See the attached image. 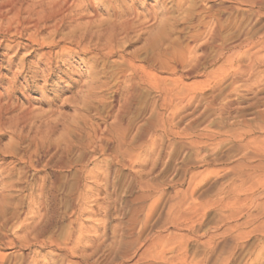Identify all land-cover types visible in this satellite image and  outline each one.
Wrapping results in <instances>:
<instances>
[{
    "label": "rangeland",
    "instance_id": "374dc122",
    "mask_svg": "<svg viewBox=\"0 0 264 264\" xmlns=\"http://www.w3.org/2000/svg\"><path fill=\"white\" fill-rule=\"evenodd\" d=\"M71 1L0 48V264H264V2Z\"/></svg>",
    "mask_w": 264,
    "mask_h": 264
},
{
    "label": "bare ground",
    "instance_id": "6f19581e",
    "mask_svg": "<svg viewBox=\"0 0 264 264\" xmlns=\"http://www.w3.org/2000/svg\"><path fill=\"white\" fill-rule=\"evenodd\" d=\"M112 1H117V3L119 4V7L114 6L115 14L117 13L119 15L121 12H124L125 9H128L126 0ZM263 2V0H256L254 2L252 1L253 4L255 3L258 5ZM73 6L74 1L71 0H0V48L5 47V49L9 51L11 49L13 50L16 46L14 50L15 52H19L21 49H26L27 47L35 44L38 46H57L56 44L59 40H54L58 35L59 29L57 25H53V27L49 30V36L47 38H40L39 33L43 28H45V26H47L48 21L53 20L56 17H60L61 21H63L64 18H67V12L69 9H72ZM210 8V6H208L207 8H203V12H205V14L203 15V19L205 17H208V19H210L212 23L211 24L210 22H208L209 20L201 22V24L203 25H210V30H208L209 39L207 40L205 46H201L204 49L203 54L199 57L196 56V59H192L193 57L191 55H188L180 62V65L184 67L187 62L193 60L194 64L186 70L188 74L195 70V68L198 67L201 59L206 56V49L209 44L218 41L221 42L223 40L221 37V29H223L227 24L228 19L225 15L220 13L217 16H213L212 13L209 12ZM121 26H123V28L126 30L129 28L130 22L128 20L124 22L122 21ZM198 34L199 33L195 32V34H193V37L196 38ZM24 35L26 36L25 38L28 42L24 43V45H21L20 42L12 44V42H14L13 38L21 39ZM63 38L64 37H61L60 39ZM64 50H66V47L61 48V50L59 51L60 54H62ZM217 51L219 54L223 53L224 45L222 43L217 45ZM108 52L109 54H113L115 52V49L111 46L110 48H108ZM28 55H30V53L26 54V56ZM156 55L158 56L150 59L149 63L154 64L158 62L160 64V67H165L164 63H162L160 53ZM136 69L137 67L134 65V63L130 62L127 70H129L131 85L139 84V82H141L142 80L146 81V83H149L151 87L156 88L159 93H163L165 99L166 88L165 86L162 87V85H164L162 78L156 77L155 75L150 76V72L145 69L143 70V75H137ZM159 121L160 122H158V124L157 122L151 124L148 123L147 127L143 129L142 134H146L156 124L160 125L163 130V120L160 119ZM263 128L264 126L262 127V129ZM201 152L202 149L199 146H196L194 148L195 157H199L201 155ZM244 154L247 155L248 153L246 152Z\"/></svg>",
    "mask_w": 264,
    "mask_h": 264
}]
</instances>
